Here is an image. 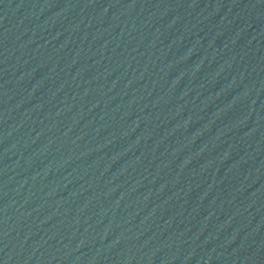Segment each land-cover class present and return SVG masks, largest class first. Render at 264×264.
Here are the masks:
<instances>
[{
  "label": "water",
  "instance_id": "water-1",
  "mask_svg": "<svg viewBox=\"0 0 264 264\" xmlns=\"http://www.w3.org/2000/svg\"><path fill=\"white\" fill-rule=\"evenodd\" d=\"M172 0H0V167L99 79Z\"/></svg>",
  "mask_w": 264,
  "mask_h": 264
}]
</instances>
